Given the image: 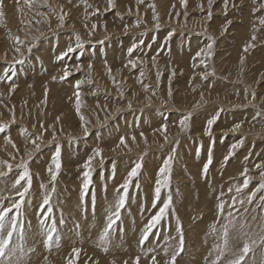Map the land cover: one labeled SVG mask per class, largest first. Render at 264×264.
<instances>
[{
	"label": "rangeland",
	"instance_id": "374dc122",
	"mask_svg": "<svg viewBox=\"0 0 264 264\" xmlns=\"http://www.w3.org/2000/svg\"><path fill=\"white\" fill-rule=\"evenodd\" d=\"M115 3L109 9L107 0H36L29 7L24 0H0L4 13L0 19V77L8 76L0 81V125H7L0 133V161L12 165L11 172L0 165L5 172L0 177V208L19 200L12 189L22 172L18 165L27 162L31 173V188L18 217L22 232L17 229L13 244L23 235L26 249H34L23 256V264H69L70 260L72 264H134L137 257L139 264H152L153 256L157 264H166L178 247L182 228L184 251L175 264H210L217 255L213 245L218 243L210 234L211 225L216 222L219 228L231 212L237 226L230 232L229 251L221 260L227 264L246 239L240 224L253 233L264 229V191L247 202L261 181L262 168L257 166H264V25L259 22L264 17V7H260L264 0H229L226 10L224 0H213L211 6L208 0ZM154 12L158 19L153 18ZM63 13L67 15L60 27ZM92 24L97 25L95 31ZM77 35L84 47L58 59L70 45L75 46ZM208 36L215 39L213 56L198 57ZM141 40L144 43L129 55L128 49ZM250 43L255 46L245 51ZM137 57L133 69L128 61ZM16 59L23 63H14ZM65 68L71 75L62 81ZM213 70L214 75L202 79V73ZM77 80L83 81L79 89L74 87ZM77 91L86 136L76 112ZM189 113L188 130L182 132L180 121ZM213 117L218 118L211 135H206L207 122ZM236 124L241 127L233 131ZM164 125L167 128L162 132ZM6 136L15 149L6 143ZM37 137L39 150L31 143ZM122 137L127 147L120 144ZM241 140L225 161L230 146ZM57 146L61 168L52 192L48 168L51 165L55 171L52 157ZM97 148L102 150L103 163L100 157L92 160L91 184L83 190V165ZM169 156L173 157L170 183L153 207L159 170ZM209 159L205 175L203 168ZM137 163L142 167L128 188L105 251L100 236L123 194L120 186ZM245 169L250 183L237 193ZM48 194L53 211L44 221L43 200ZM169 196L170 209L141 244L146 225ZM234 197L243 199L244 205H233ZM221 201L225 207L218 216ZM15 215L13 209L9 217ZM53 221L55 231L49 244L46 234ZM136 234L140 235L138 243ZM128 239L138 244L133 250L128 249L132 246ZM74 248L81 249L78 256ZM245 259L247 264H264V247L254 248Z\"/></svg>",
	"mask_w": 264,
	"mask_h": 264
},
{
	"label": "snow or ice",
	"instance_id": "6c2138e0",
	"mask_svg": "<svg viewBox=\"0 0 264 264\" xmlns=\"http://www.w3.org/2000/svg\"><path fill=\"white\" fill-rule=\"evenodd\" d=\"M25 4L29 5V7L32 6L33 3L36 2V0H24ZM143 0H137V3H142ZM182 4L185 3V0H181ZM213 0H208L209 6H211ZM229 4V0H224V7L225 10L227 9ZM116 6L115 0H107V8H114ZM154 8V6H152ZM260 7H264V4L260 5ZM202 9V6H201ZM259 10V9H257ZM61 11H63V9H61ZM99 9H96V12H98ZM129 12H131V9H129ZM226 14V12H225ZM3 11L0 10V19L3 18ZM67 15V13H63L62 15L59 16V25L60 27L63 26L64 23V16ZM212 17V12L209 10L208 12V18L211 19ZM154 19H158V17H156L155 12L153 15ZM259 22L261 25H264V17H260L259 18ZM228 24H231V21L227 22ZM140 21L137 20L136 22V26H139ZM157 28H159V24L157 23L156 25ZM97 28L96 24H92L91 25V29L92 31H95V29ZM128 30V26H125V31ZM224 31H227V27L224 28ZM91 34V33H90ZM172 35V33H169V37ZM17 41V45H19L20 41H19V37L15 38ZM155 39V38H153ZM208 39V43L206 44L205 48H202L199 52H197V56L198 57H204L205 59H211L213 56V48H214V44H215V39L211 36L207 37ZM256 37L255 35H253L252 40H255ZM143 40L139 41V44L134 43L129 49H128V53L129 55H131L133 53V51L139 47L140 44H143ZM254 44H248L245 47V51L248 50V48L250 47H254ZM84 47L83 42L80 40L79 35L76 36V43L75 46H69L66 50V52H63L60 54L59 57H57L58 59H63L65 56H67L69 53L75 52L77 49H82ZM150 47V45H149ZM28 51L31 52V47L28 48ZM16 52H20V48L19 46L16 47ZM21 55H23V53H21ZM153 60H155V57H153ZM139 62V58L137 57L136 59H130L128 61V64L131 65V67L133 69L136 68L137 63ZM14 63H23L22 59H16L14 61ZM201 63H205V60H201ZM241 63H243V59L241 60ZM126 67L128 65H125ZM205 67L207 68V64H205ZM89 70H91L92 65L89 64L88 65ZM76 70L79 71L80 70V66L77 65L76 66ZM11 71L14 72V68L11 69ZM109 74H111V69H108ZM242 71V70H241ZM141 76H143V71H141ZM175 73L173 72V75ZM214 70L211 73L205 72L201 74L202 79H207L209 75H214ZM71 75V72L68 68L64 69L63 75L60 77V80H65L67 79L69 76ZM8 76L7 74H5L4 77H0V81H3L4 79H7ZM160 78V74H157V80L159 81ZM53 79L55 80L56 77H53ZM83 83V81L81 80H77L74 87L76 89L80 88V85ZM10 91H14V88H10ZM47 95V88H45V96ZM172 93L171 90H169V97H171ZM77 96V100H76V112L77 115L80 116V120L82 122L81 126L83 128L84 131V135H88V129L85 126L86 122L84 120L83 115L80 113V109H81V102H80V98H79V91H77L76 93ZM252 97L253 99H255V93H252ZM201 99H203V94H201ZM46 102V101H45ZM130 106V105H129ZM260 113H257V116H259ZM191 118V114L189 113L187 116L184 117V119H182L180 121V130L182 132L187 131L188 130V121ZM218 117H213V119L208 120V128L205 129V134L206 135H211V126L215 123V120ZM15 120V116L13 114V122ZM57 121H59V117H57ZM41 128L43 129L44 125L43 123H41ZM7 125H0V133H4L6 130ZM35 127V125L33 126ZM241 127L240 124H236L233 128V131L238 130ZM167 126L164 125L161 128V131H166ZM26 132V130H25ZM141 136L143 137V133H141ZM40 139V137H37L36 139L32 140L31 143L35 146L36 150H39L40 145L37 143V140ZM133 141H135V137L132 138ZM165 142H168V137L165 136L164 137ZM5 141L7 144H10L14 149L16 148V145L14 144V142L11 140L10 136H6L5 137ZM145 142L146 138H145ZM176 143L178 144L179 141L177 140ZM243 143V140H241L239 143L237 144H233L230 146V150H229V154L228 156H226L224 159L225 161H227L230 156L233 154L234 149L238 148L241 144ZM120 144L121 145H125V147H127L126 145V141L125 138H121L120 140ZM173 152H175V149H173ZM29 159L31 158V153H28ZM95 157H100V162L103 163V156H102V150L97 148L94 150V154L93 156H90L88 158V160L84 163L83 167L85 169V171L83 172V184H82V188L83 190H87L89 188V185L91 184V175H92V160ZM173 157L169 156L168 159L165 161L164 165L160 168L159 172H160V178L157 179L156 182V188H155V195H156V199L153 201V207L156 206V203L158 201L159 198V194L161 192V190L165 187H167L170 183V179H171V161H172ZM211 164V159H209V161L204 165L203 168V172L206 175L208 168ZM0 165L2 166H6L8 171L11 172L12 170V165L9 164L7 161H0ZM52 165L55 166V171H53L52 166L50 165L48 168V172L51 176V180H52V192H55V181H56V177L59 174V170L61 168V161H60V148L59 146H57L55 154L52 157ZM18 167L22 168V172L21 174L15 179L14 183L12 184V189L16 191V195L19 197V200L14 201L12 206L9 208H0V264H23V256L27 254L28 251H33L34 249H26L25 247V241H24V237L23 235H21L20 239L18 242H16L15 244H13V236L16 233L17 229L20 228L21 232H22V225H20L18 223V217L20 214V209L22 207V204L24 203V198L26 197V195L29 193V190L31 188V173L28 167V163L25 161H22L20 165H18ZM142 167L141 163H137L130 171V173L128 174V178L125 180V182L120 186L123 189V194H121L119 196L118 201L116 202L115 205V211L110 214L108 216V223L106 225V227L104 228L101 236H100V241L102 244L105 245L104 250L107 251V242H108V237L110 235V232L113 228V225L116 223V221L119 219L120 217V210L125 206L126 204V200H127V194H128V188L132 182V180L138 176L139 171ZM257 167H261L262 170L260 172V178L261 181L258 185V187L251 192L248 195L247 198V202L251 203L253 198L256 195V192L259 191H264V166L258 165ZM5 172L0 171V177L4 176ZM241 176L244 177L243 180V184L240 186H237L236 188V192L240 193L244 188H247L248 184L250 183V177L247 176V169H245L241 174ZM23 182V183H22ZM42 188H45L46 186L41 184ZM229 191H231V189H229ZM262 200H264V197H261ZM236 203H239L241 206L244 205L245 201L243 199L237 201L236 198H233V205H235ZM172 205V198L171 196L168 197V199L163 203V205L159 208L158 212L152 216L150 222L148 223V225H146L143 235L141 237L140 243L143 244L144 241H146L148 239V236L151 232V230L157 225L159 224V222L164 218V216L167 214L168 210L170 209ZM43 207L46 208L47 210V214L44 216V221H47V219L51 216L52 214V206H51V195L48 194L45 196L44 200H43ZM224 207L225 204L223 201H221L218 205H217V209H218V216H222L223 215V211H224ZM15 209L16 210V215L9 217V213L12 212V210ZM224 219L227 221L226 223H223L220 225L219 228L216 227V222H214L211 225V229H210V234L214 235L216 240L218 241V243H215L213 245V250L216 251L217 255L215 256L214 259L211 260L210 264H221V260L223 258V256L225 255L226 252L229 251V240H230V232L231 230L235 229L237 226V221L236 218L233 216V214L231 212L228 213L227 217H224ZM240 231L243 233V235L246 237L245 242L243 244L242 249H240V251L236 254H234L233 258L229 259L227 261V264H247L246 262V256L249 254L250 251H252L254 248L256 247H264V229L260 230L259 233H253L251 231H244L245 229V224H240ZM55 231L54 228V221H53V227L49 230V232L46 234V242L47 243H51V241L53 240V233ZM6 233V234H5ZM73 253L76 254L78 256V254L80 253L81 249L79 248H74ZM184 251V237H183V231L182 228L180 229V236H179V244L178 247L173 249L171 252V256H170V260L166 262V264H175V261L177 259V257ZM167 255V253H166ZM69 264H72V261H69ZM125 264H127V262H125ZM134 264H139V257L136 258ZM152 264H157L156 262V257L153 256L152 257Z\"/></svg>",
	"mask_w": 264,
	"mask_h": 264
},
{
	"label": "bare ground",
	"instance_id": "6f19581e",
	"mask_svg": "<svg viewBox=\"0 0 264 264\" xmlns=\"http://www.w3.org/2000/svg\"><path fill=\"white\" fill-rule=\"evenodd\" d=\"M198 200H199V199H198ZM68 205H69V204H68ZM78 210H79V209H78ZM78 213H79V212H78ZM97 213L100 214L99 211H98ZM97 213H96V214H97ZM90 216H91V215H90ZM97 216H99V215H97ZM102 216H103V215H102ZM99 217H100V216H99ZM99 217H97V218L99 219ZM80 220H81V219H80ZM96 221H97V220H96ZM202 222H203V221H202ZM84 223H85V222H84ZM92 223H93V222H92ZM86 225H87V224H86ZM88 225H89V224H88ZM92 225H93V224H92ZM199 226H201V225H199ZM197 227H198V225H197ZM74 229H75V228H74ZM123 232H124V231H123ZM139 234H140V233H139ZM139 234H138V236H137V234H136L137 239H138V237L140 236ZM127 236H128V235H127ZM130 237H132V236L130 235ZM132 238H133V237H132ZM133 239L135 240L136 238H133ZM133 239H128V240H130L131 245H132V246L128 247V249H130V250H133L132 248L136 247L135 245H138V244H134V242H132ZM122 240H123V239H122ZM131 240H132V241H131ZM150 240H151V239H150ZM86 241H88V240H86ZM137 241H139V239L136 240V242H137ZM99 242H100V241H99ZM116 242H117V241H116ZM125 242H127V241H124V243H125ZM137 243H138V242H137ZM125 244H126V243H125ZM149 244H150V243H149ZM149 244H148V246H150ZM123 245H124V244H123ZM151 245H152V244H151ZM155 246H156V245H155ZM124 247L126 248V246H124ZM151 247H152V246H151ZM151 247H149V248H151ZM153 247H154V245H153ZM164 247H165V246H164ZM122 248H123V247H122ZM162 248H163V247H161V250H160V251H162ZM128 249H127V250H128ZM136 249L139 250V248H135L134 250H136ZM140 249H141V248H140ZM143 249H144V248L141 249L142 252H143ZM154 249H155V248H154ZM156 249H157V247H156ZM156 249H155V250H156ZM152 250H153V249H152ZM122 251H124V250L122 249V250H121V253H123ZM156 251H157V250H156ZM156 251H155V252L153 251V252L156 253ZM140 252H141V251H140ZM142 252H141V253H142ZM144 252L146 253V251H144ZM144 252H143V253H144ZM153 252H151V253H153ZM130 253H131V252H130ZM136 253H137V251H136ZM145 253H144V254H145ZM151 253H149V254H151ZM164 253H165V252H164ZM126 254H128V253H126ZM132 254H134L133 251H132ZM149 254H148V255H149ZM156 254H157V253H156ZM156 254H155V255H156ZM165 254H166V253H165ZM123 255H124V253H123ZM152 255H153V254H152ZM168 255H169V252H167V256H168ZM127 256H129V255H127ZM125 257H126V256H125Z\"/></svg>",
	"mask_w": 264,
	"mask_h": 264
}]
</instances>
